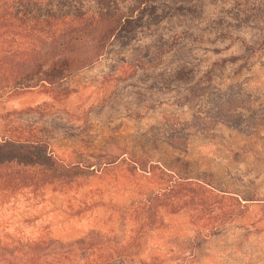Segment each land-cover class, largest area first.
<instances>
[{"label": "rangeland", "instance_id": "374dc122", "mask_svg": "<svg viewBox=\"0 0 264 264\" xmlns=\"http://www.w3.org/2000/svg\"><path fill=\"white\" fill-rule=\"evenodd\" d=\"M41 8L124 13L132 27L50 90L0 102V134L34 130L56 158L98 169L66 192L1 195L0 264L36 255L40 264H76L61 260L85 236L104 245L94 254L104 264H264V0H45ZM137 155L170 176L131 177ZM179 177L206 184L213 201L222 196L214 219L226 204L233 216L196 225L159 207V191Z\"/></svg>", "mask_w": 264, "mask_h": 264}, {"label": "trees", "instance_id": "16d2710c", "mask_svg": "<svg viewBox=\"0 0 264 264\" xmlns=\"http://www.w3.org/2000/svg\"><path fill=\"white\" fill-rule=\"evenodd\" d=\"M44 1L0 0V102L9 93L19 90L36 87L50 90L98 60L103 55L106 43L116 34L131 31L132 15L107 14L102 9L92 14L76 8L67 12L58 9L43 13L41 6ZM92 39L96 43L93 51L88 52L85 49ZM7 130L9 133L0 134V196L24 190L37 192L48 187L66 192L80 186L85 178L97 174L98 169L93 164L69 163L56 158L48 149V140L35 134L34 130L21 132L20 136L14 135L12 129ZM136 157L132 173L129 174L131 177L154 180L170 176L169 170L160 164L144 162L145 157L141 155ZM113 162H105L102 169ZM159 195V207L168 209L172 215L185 213L196 225H199V221L217 223L223 216L232 217L234 213L231 204H226L214 219L210 213L215 207L214 203L223 206L222 196L213 201L212 198L217 195L214 190L190 177L170 180ZM237 201L242 203L239 199ZM90 208L88 205L77 213ZM95 241L90 236L76 239L70 244L73 247L64 252L61 262L75 259L76 264L106 263L108 258H94V254L104 249L103 244ZM40 245V242L34 243L33 249L37 250ZM43 259V256L36 255L30 263L40 264Z\"/></svg>", "mask_w": 264, "mask_h": 264}]
</instances>
